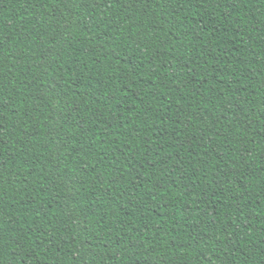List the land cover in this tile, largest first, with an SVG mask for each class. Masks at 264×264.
I'll use <instances>...</instances> for the list:
<instances>
[{
    "label": "trees",
    "instance_id": "obj_1",
    "mask_svg": "<svg viewBox=\"0 0 264 264\" xmlns=\"http://www.w3.org/2000/svg\"><path fill=\"white\" fill-rule=\"evenodd\" d=\"M0 264H264V0H0Z\"/></svg>",
    "mask_w": 264,
    "mask_h": 264
}]
</instances>
